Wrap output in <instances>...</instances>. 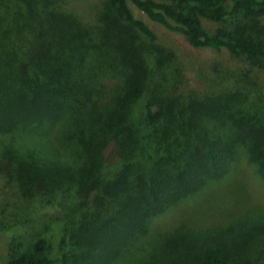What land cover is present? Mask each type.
<instances>
[{
    "label": "trees",
    "instance_id": "trees-1",
    "mask_svg": "<svg viewBox=\"0 0 264 264\" xmlns=\"http://www.w3.org/2000/svg\"><path fill=\"white\" fill-rule=\"evenodd\" d=\"M69 1L0 0L2 264H264L263 212L151 230L241 150L264 179V0ZM132 5L252 70L191 87Z\"/></svg>",
    "mask_w": 264,
    "mask_h": 264
},
{
    "label": "rangeland",
    "instance_id": "rangeland-1",
    "mask_svg": "<svg viewBox=\"0 0 264 264\" xmlns=\"http://www.w3.org/2000/svg\"><path fill=\"white\" fill-rule=\"evenodd\" d=\"M91 1L70 0L69 9L81 18L87 19L93 13ZM132 10L137 18L145 21L155 32L160 44L175 52L191 87L203 89L206 81L218 72H222L223 69L239 71L238 73H248L252 70L251 65L244 58L234 57L227 51L216 52L209 48H195L182 34L153 22L133 5ZM205 24L211 27L209 23ZM253 77L260 78L264 84V70L257 71ZM231 166L228 176L210 184L202 193L181 201L153 218L151 224L153 234L170 231L181 222L194 221L199 227H213L221 222L225 224L234 217L238 221L250 210H253V215L264 213V179L258 174L256 166L249 161L247 153L241 150L237 160ZM39 222L43 226L44 221ZM51 224L52 222L43 227L47 228ZM2 242L0 240V264L7 257Z\"/></svg>",
    "mask_w": 264,
    "mask_h": 264
}]
</instances>
